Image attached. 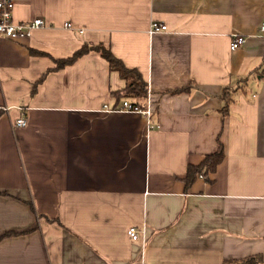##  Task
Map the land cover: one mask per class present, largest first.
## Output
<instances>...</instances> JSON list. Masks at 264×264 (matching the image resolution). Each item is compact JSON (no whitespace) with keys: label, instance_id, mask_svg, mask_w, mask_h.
I'll list each match as a JSON object with an SVG mask.
<instances>
[{"label":"crops","instance_id":"obj_1","mask_svg":"<svg viewBox=\"0 0 264 264\" xmlns=\"http://www.w3.org/2000/svg\"><path fill=\"white\" fill-rule=\"evenodd\" d=\"M14 2L44 25L0 37V264H264V0ZM85 45L136 69L147 98L97 51L60 67ZM126 100L150 119L103 109Z\"/></svg>","mask_w":264,"mask_h":264},{"label":"trees","instance_id":"obj_2","mask_svg":"<svg viewBox=\"0 0 264 264\" xmlns=\"http://www.w3.org/2000/svg\"><path fill=\"white\" fill-rule=\"evenodd\" d=\"M92 50L99 52L102 58H105L109 62L111 70L119 72L120 76L126 81V89L124 90V95L126 97H134L139 100H145L147 98L149 89L142 75L136 69H127L124 63L116 58L113 53L103 45L94 46L92 48L86 45L83 46L72 58L60 61V67L75 62L79 57H82ZM132 104L137 105L136 103ZM227 108L228 105L226 104L223 114L227 113ZM224 158L225 154L221 146L217 153L207 155L200 165H190L185 178L187 187L192 184L199 175L206 176L210 173H214L217 167L223 162ZM11 235L13 234H6L4 237H9ZM231 264H262V261L259 257H252L239 262H231Z\"/></svg>","mask_w":264,"mask_h":264},{"label":"built area","instance_id":"obj_3","mask_svg":"<svg viewBox=\"0 0 264 264\" xmlns=\"http://www.w3.org/2000/svg\"><path fill=\"white\" fill-rule=\"evenodd\" d=\"M14 0H0V37L8 38L12 40H18L21 38H30L35 29L41 28L44 25V21L41 18L34 19L29 22H17L14 19ZM68 28L71 24H67ZM152 33H160L167 31V26L154 22L150 26ZM261 31L264 32V19L261 24ZM247 38L241 35L235 36L230 44L231 51H237L245 45ZM123 104L119 108H110L108 105H104L103 109L107 111H122L131 113H141L146 118L150 119L152 111L150 109L143 110L138 105H133L129 101H123ZM16 124L20 127L26 125L24 118H19ZM149 128H154L149 122ZM128 236L133 241L140 239L141 230L137 226H132L128 229Z\"/></svg>","mask_w":264,"mask_h":264}]
</instances>
